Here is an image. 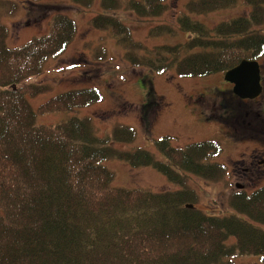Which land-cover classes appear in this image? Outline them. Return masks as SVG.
I'll return each mask as SVG.
<instances>
[{
  "label": "trees",
  "instance_id": "16d2710c",
  "mask_svg": "<svg viewBox=\"0 0 264 264\" xmlns=\"http://www.w3.org/2000/svg\"><path fill=\"white\" fill-rule=\"evenodd\" d=\"M93 1L74 3L88 8ZM235 3L189 1L175 15L188 38L174 45L135 41L116 16L99 14L88 25L108 30L132 67L206 77L264 54V0H243L247 13L212 27L194 18ZM99 5L141 20L168 7L166 0H100ZM173 32L168 25L150 29L151 35ZM75 34L76 23L53 10L44 34L8 46V30L0 21V264H228L237 256L264 257V185L231 194V212L221 216L187 206L196 200L185 186L188 175L218 181L225 173L224 165L211 161L221 151L217 142L175 147L163 136L154 141L158 160L145 148L112 147L134 140L127 126L99 136L87 117L36 121V114L74 113L102 100L97 88L81 87L50 97L36 110L29 102L47 87L26 81L61 55ZM110 159L131 168L152 167L180 188L150 192L113 186L103 165Z\"/></svg>",
  "mask_w": 264,
  "mask_h": 264
},
{
  "label": "rangeland",
  "instance_id": "374dc122",
  "mask_svg": "<svg viewBox=\"0 0 264 264\" xmlns=\"http://www.w3.org/2000/svg\"><path fill=\"white\" fill-rule=\"evenodd\" d=\"M99 1L94 0L90 7L84 8L74 4V0H0V21L8 30V46L20 45L32 36L44 34L53 10L66 12L76 23V34L68 48L58 57L48 59L42 72L26 81L47 87L39 95L29 98L35 110L50 97L74 88L96 87L102 94L101 101L74 113L36 114V121L53 124L71 115L87 117L99 136L117 125L127 126L133 129L134 140L112 143V147L123 151L145 148L158 160L162 156L156 151L154 141L163 136L170 137L176 147L198 141L217 142L221 154L211 161L224 165L223 177L211 181L188 175L185 186L195 191L197 195L193 204L205 214L221 216L230 213L228 200L231 194L239 191L237 184L246 192L264 185L262 167L250 165L253 160L264 157V54L259 60L261 95L255 101L239 100L238 105L233 99L223 103L216 98V89L225 90L229 86L222 73L205 78H182L170 70L156 73L147 68L132 67L124 59V49L108 30H95L87 24L99 14L116 16L128 27L133 40L148 47L183 43L188 35L178 29L175 15L193 0H166L167 10L146 20L122 9H102ZM246 11L248 8L243 0H236L231 8L194 18L212 27ZM162 25L170 26L174 32L150 34L151 28ZM261 29L264 30V23ZM200 79H206L211 87L216 88L212 93L209 91L210 97L192 95L193 83ZM251 114L257 118L248 117ZM103 165L112 173V185L116 187L150 192L180 188L152 167L131 168L114 159L106 160ZM245 167L249 168L246 174ZM228 264H264V257L237 256Z\"/></svg>",
  "mask_w": 264,
  "mask_h": 264
},
{
  "label": "water",
  "instance_id": "95a60500",
  "mask_svg": "<svg viewBox=\"0 0 264 264\" xmlns=\"http://www.w3.org/2000/svg\"><path fill=\"white\" fill-rule=\"evenodd\" d=\"M223 77L233 84L232 92L241 99L252 100L261 93L259 65L255 60H241L225 71Z\"/></svg>",
  "mask_w": 264,
  "mask_h": 264
},
{
  "label": "flooded vegetation",
  "instance_id": "af4514ba",
  "mask_svg": "<svg viewBox=\"0 0 264 264\" xmlns=\"http://www.w3.org/2000/svg\"><path fill=\"white\" fill-rule=\"evenodd\" d=\"M206 79H200L197 80L193 83V89L194 92H192V95L199 97V98H205V97H210L209 91H211L210 93L214 92L216 88L211 87L210 82L205 81ZM260 83L262 85V75L260 73ZM229 84L228 87H226L225 90H218L216 89V98L222 100L223 103H226L227 101H229L230 99L235 100L236 104L238 105V99L233 95L232 91H231V87L232 84ZM262 89H263V85H262ZM198 92V93H197ZM219 106H222L220 103H218ZM257 165L259 167H262L261 170H263L264 173V157H262L261 159H255L252 162H250V165ZM245 174L249 171V168L245 167L244 169ZM242 186V185H241Z\"/></svg>",
  "mask_w": 264,
  "mask_h": 264
}]
</instances>
